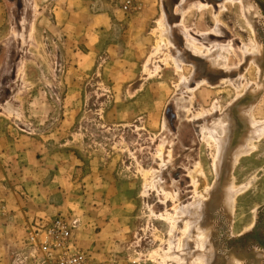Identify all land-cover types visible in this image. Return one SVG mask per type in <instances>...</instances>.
Returning <instances> with one entry per match:
<instances>
[{
    "label": "rangeland",
    "instance_id": "374dc122",
    "mask_svg": "<svg viewBox=\"0 0 264 264\" xmlns=\"http://www.w3.org/2000/svg\"><path fill=\"white\" fill-rule=\"evenodd\" d=\"M134 1L0 0V264H51L55 221L83 264H179L183 244L181 264H253L219 233L254 231L264 137L227 174L245 187L227 215L203 130L228 116L231 148L251 106L264 123V16L240 0ZM199 195L209 251L178 217Z\"/></svg>",
    "mask_w": 264,
    "mask_h": 264
},
{
    "label": "bare ground",
    "instance_id": "6f19581e",
    "mask_svg": "<svg viewBox=\"0 0 264 264\" xmlns=\"http://www.w3.org/2000/svg\"><path fill=\"white\" fill-rule=\"evenodd\" d=\"M240 1L242 3L245 2V5L248 7L251 6L250 5L251 3L254 4L253 5L254 12L258 11V9H257L258 7H257L255 0H240ZM261 1L264 2V0H261ZM261 14L263 15L262 11H261ZM262 31H264V26L262 27ZM214 61H215L214 59H211V63L214 64L215 63ZM244 101H245V99H244ZM241 105H242V103H241ZM251 107L244 114L245 126L243 125V127H244L243 130H245V131H243L244 133H243L242 138H240L238 140L237 144L235 143L236 146H232L230 148V146H231L230 145L231 144V139H230V127H231V125H230V122L231 121L229 120L228 116H223L222 118L214 121L210 128L205 126L204 130H203L207 133L208 139L211 142L213 141L214 145L217 148V159H216V164L214 167L215 176H216V182H215L216 185L215 186H216V188H217V186L219 187L218 194L220 196L219 199H220V202L222 205L221 209L227 215H231V213L233 211V204L235 203L234 202L235 198L241 192H243L244 188H245V187H241L239 189H235V187L233 185L232 178H229V176L227 174L229 172H231V170L235 166L238 158L245 157V156L253 153L255 150L254 143L259 142L262 139V137H264V123L254 120L252 113L250 112ZM235 136H237V135H235ZM235 139H237V138H235ZM223 159L227 162L226 165H228V166L226 168V171L221 172V169H223V167H222ZM220 175H224V179H223L222 184H220V183L218 184ZM206 194H208V192H206ZM205 196L206 195H199L192 205L184 207V208H178V212H179L178 217L181 216L180 220L184 223V229H185V232L187 234V238L195 239L196 243L197 244L199 243L198 247L201 250L209 251L210 246H211L210 242H209V230L210 229H205L201 225V220L203 217V200H205L203 198ZM256 211H255V213H256ZM259 213H258L259 214L258 221H257V218H258V216H257V218H255V220H256L255 223L253 225H251L248 229H246V231H244V232H247L252 228V226H254V228H253L254 231L251 234H244V235L242 234L238 237H233L229 233V230H230L229 226L226 227L225 225H222V227H220L221 232L219 233V234H221V240L222 241L221 240L220 241L222 242L223 247L227 246L228 248L229 247L240 248V249H242V251H241L242 255H245V253L246 254L249 253V251L254 252V254H256V257H254V259L252 260L253 264L254 263L260 264V263L264 262V208H262L259 211ZM215 239H218V238H215ZM185 245L186 244L182 245L183 247L181 248L180 251H178V253L176 254V257H175L176 262L179 264L186 262L187 251H186ZM221 250H223V249H221ZM224 254H226V252ZM207 255H208V253L206 255L204 253L196 255L195 259L193 260V262L191 264H198V263L201 264V262H205L207 264V262L205 260ZM242 258H243V256H242ZM224 259H225L224 263H226V261H227V264H243L241 259H240L241 261H239L233 256L228 257V258L225 257V258H223V260ZM207 261H209L208 256H207Z\"/></svg>",
    "mask_w": 264,
    "mask_h": 264
},
{
    "label": "built area",
    "instance_id": "2783aa9c",
    "mask_svg": "<svg viewBox=\"0 0 264 264\" xmlns=\"http://www.w3.org/2000/svg\"><path fill=\"white\" fill-rule=\"evenodd\" d=\"M134 0H127L126 5L133 7ZM51 242L44 248L45 257L51 264H83L82 257L75 252L69 232L62 221H55L48 232Z\"/></svg>",
    "mask_w": 264,
    "mask_h": 264
},
{
    "label": "water",
    "instance_id": "95a60500",
    "mask_svg": "<svg viewBox=\"0 0 264 264\" xmlns=\"http://www.w3.org/2000/svg\"><path fill=\"white\" fill-rule=\"evenodd\" d=\"M256 4L258 5V7L260 8V10L262 11L263 15H264V2H262L261 0H255Z\"/></svg>",
    "mask_w": 264,
    "mask_h": 264
}]
</instances>
